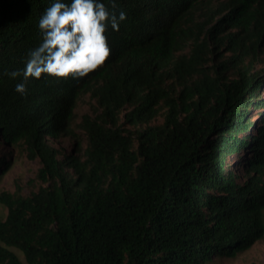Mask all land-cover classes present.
Here are the masks:
<instances>
[{
	"label": "trees",
	"instance_id": "1",
	"mask_svg": "<svg viewBox=\"0 0 264 264\" xmlns=\"http://www.w3.org/2000/svg\"><path fill=\"white\" fill-rule=\"evenodd\" d=\"M211 2L105 0L127 18L104 63L30 78L21 96L7 72L39 45L51 0H0V170L14 146L41 163L37 190L0 193V264H24L10 247L29 264H208L264 236V0L197 19ZM86 93L87 145L61 158L48 137L74 136Z\"/></svg>",
	"mask_w": 264,
	"mask_h": 264
},
{
	"label": "clouds",
	"instance_id": "2",
	"mask_svg": "<svg viewBox=\"0 0 264 264\" xmlns=\"http://www.w3.org/2000/svg\"><path fill=\"white\" fill-rule=\"evenodd\" d=\"M126 18L123 10L118 15L110 11L105 0H51L37 24L39 45L29 52L23 69L7 72L10 78H23L15 91L26 95L30 78L87 75L109 56L106 31H118Z\"/></svg>",
	"mask_w": 264,
	"mask_h": 264
},
{
	"label": "rangeland",
	"instance_id": "3",
	"mask_svg": "<svg viewBox=\"0 0 264 264\" xmlns=\"http://www.w3.org/2000/svg\"><path fill=\"white\" fill-rule=\"evenodd\" d=\"M222 1L223 0H213L207 8L197 13V19L203 20L205 18V12L209 11V9L211 11H216L218 6H221ZM221 17L222 15H220V19ZM189 50V46H187L180 53H188ZM255 69H264V53L256 63ZM95 104V99L91 97L90 93L84 94L74 108V116L71 123L74 136H62L59 138L48 137L49 141L60 149L61 158L72 151L74 142L77 143V153L81 155L83 149L87 145V136L80 126L81 120L83 115L93 112ZM163 110L152 121L153 124H158L163 121ZM4 155L5 151L3 146H1L0 157ZM8 163L9 164L4 170H0V193L8 192L12 194L29 195L32 191L39 188L41 182L36 178L37 171L41 165L39 158L30 159L27 157L23 146H14L11 155L8 157ZM7 214L8 207L0 202V221L5 220ZM10 249L18 254L24 264H29L21 250L15 247H10ZM208 264H264V236L256 240L248 249L238 253L236 256H215Z\"/></svg>",
	"mask_w": 264,
	"mask_h": 264
}]
</instances>
